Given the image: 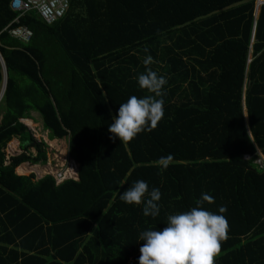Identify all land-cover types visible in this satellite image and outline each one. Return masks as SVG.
<instances>
[{"label":"trees","instance_id":"trees-1","mask_svg":"<svg viewBox=\"0 0 264 264\" xmlns=\"http://www.w3.org/2000/svg\"><path fill=\"white\" fill-rule=\"evenodd\" d=\"M10 1L0 0V264H138L140 232L202 193L228 222L214 264H264V5L252 42L256 0H68L50 24ZM19 25L26 42L9 34ZM146 68L166 78L163 116L113 141L120 103L152 95L137 83ZM32 111L49 140L67 139L77 179L15 172L46 161L20 121ZM13 138L21 152L6 157ZM137 180L160 190L158 216L119 198Z\"/></svg>","mask_w":264,"mask_h":264},{"label":"clouds","instance_id":"clouds-1","mask_svg":"<svg viewBox=\"0 0 264 264\" xmlns=\"http://www.w3.org/2000/svg\"><path fill=\"white\" fill-rule=\"evenodd\" d=\"M152 57L148 56L144 64L148 65ZM141 89L152 95L138 98L130 96L120 103L117 114L112 117L108 130L110 139L130 141L142 131H151L163 116L162 87L166 78L146 68L137 76ZM171 155L161 156L159 166L166 169ZM161 192L158 188L149 190L148 183L137 180L119 193V198L127 204H142L144 216L159 215ZM213 197L202 193L196 201V207L167 217L162 229H147L140 232L137 241L140 246L138 264H214V258L220 251V241L226 238L228 222L224 215L214 213L202 207ZM226 206H220L219 213L226 212Z\"/></svg>","mask_w":264,"mask_h":264},{"label":"built area","instance_id":"built-area-1","mask_svg":"<svg viewBox=\"0 0 264 264\" xmlns=\"http://www.w3.org/2000/svg\"><path fill=\"white\" fill-rule=\"evenodd\" d=\"M264 0H259V4H263ZM10 8L19 13V16L27 11L36 10L40 17L46 23H53L58 18L63 16L68 9V0H11ZM18 18L14 19L17 21ZM9 34L21 41H28L32 35L29 28L24 25L12 27L9 30ZM6 152V151H5ZM259 153V152H258ZM250 156L245 155V158ZM70 165L64 169H54L47 174L53 176L55 183L59 184L65 179H77V164L71 159ZM260 166H264V157L259 153V157L255 160ZM46 171L51 169L49 163H46ZM45 175V174H44Z\"/></svg>","mask_w":264,"mask_h":264},{"label":"rangeland","instance_id":"rangeland-1","mask_svg":"<svg viewBox=\"0 0 264 264\" xmlns=\"http://www.w3.org/2000/svg\"><path fill=\"white\" fill-rule=\"evenodd\" d=\"M1 89V88H0ZM1 112V109H0ZM31 116L33 117V119L31 121H33L34 123V127H30L29 125L26 124V122L22 120V122H24L27 125V128L31 131L32 136L36 139L37 142H44L45 146H44V150L46 152V161L45 162H38L35 165L40 166L42 169L45 170L44 173L41 174H37V172L31 171L28 172L30 173H34L35 175V179L39 176H43L44 174H47L49 171H52L54 169H64L65 167H68L70 165L71 162V158H69L68 154H67V150H68V145H67V139L66 138H62V139H57L55 138V142L54 143H50L47 137V131L43 130L42 127V122H41V117L37 112H31ZM29 119V118H28ZM19 144V142H18ZM17 146V144H16ZM5 151L6 154L9 156L11 155H15L17 153H20L21 150L19 148V145L17 146L16 150L13 149V151H11V149H9V151H7L8 149V143L6 144L5 147ZM32 154H35V150L31 149ZM26 163H29L26 161ZM46 163H49V165L51 166V169H49L48 171H46ZM74 164V163H72ZM76 164V162H75ZM29 166H35V165H30L27 164Z\"/></svg>","mask_w":264,"mask_h":264},{"label":"crops","instance_id":"crops-1","mask_svg":"<svg viewBox=\"0 0 264 264\" xmlns=\"http://www.w3.org/2000/svg\"><path fill=\"white\" fill-rule=\"evenodd\" d=\"M262 5H264V3L263 4H259V0H256L255 1V9H254V24H253V30L255 31V24H256V20H257V17H258V14H259V10H260V7L262 6ZM254 31H253V34H252V42H253V38H254ZM250 51H252V48L250 47ZM249 60H251V57H249ZM2 87V86H1ZM0 91H1V89H0ZM32 120V119H31ZM20 121L22 122V120L20 119ZM24 123V122H23ZM25 124V123H24ZM26 125V124H25ZM13 141H17L16 143H17V146L19 145L18 144V139L17 138H13L11 141H9L8 142V149H7V151H9V149H11V151H13V149L14 150H16V148H17V146L15 145V148H10V142H13ZM50 143L52 142V143H54L55 142V139H51V140H48ZM6 149V148H5ZM260 153L263 157H264V155H263V153L261 152V150L259 149V148H257V153ZM258 153V154H259ZM6 157H8V155L6 154ZM29 164V163H26V162H23V163H21V164ZM20 164V165H21ZM19 165V166H20ZM30 165H35V164H30ZM35 166H37V165H35ZM18 167V166H17ZM17 167L15 168V172L17 173V174H20V175H28L29 173L28 172H22V173H19V172H17ZM40 167V166H39ZM41 168V167H40ZM29 172H31V171H29ZM35 172V171H34ZM40 177H42V176H39V177H37L36 179H38V178H40Z\"/></svg>","mask_w":264,"mask_h":264},{"label":"bare ground","instance_id":"bare-ground-1","mask_svg":"<svg viewBox=\"0 0 264 264\" xmlns=\"http://www.w3.org/2000/svg\"><path fill=\"white\" fill-rule=\"evenodd\" d=\"M1 93V91H0ZM23 120L26 122L27 125H29L30 127H34V123L33 121H31L30 119L28 118H23ZM17 141H13V142H10V148H15V145L17 144L16 143ZM52 143V142H51ZM29 171H35L37 172V174H41V173H44L45 170L40 168L39 166H29L27 164H21L20 166L17 167V172L19 173H22V172H29Z\"/></svg>","mask_w":264,"mask_h":264},{"label":"water","instance_id":"water-1","mask_svg":"<svg viewBox=\"0 0 264 264\" xmlns=\"http://www.w3.org/2000/svg\"><path fill=\"white\" fill-rule=\"evenodd\" d=\"M254 31V30H253ZM253 34V33H252ZM251 41H252V38H251ZM0 62L2 63L3 67H4V64H3V60L1 58V55H0ZM4 69V78H3V83H2V87H1V93H0V99L2 98V95H3V92L5 90V85H6V73H5V67L3 68ZM27 126V125H26Z\"/></svg>","mask_w":264,"mask_h":264}]
</instances>
